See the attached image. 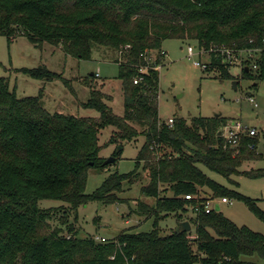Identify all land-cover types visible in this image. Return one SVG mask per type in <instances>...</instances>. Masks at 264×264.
I'll return each instance as SVG.
<instances>
[{
	"label": "trees",
	"instance_id": "1",
	"mask_svg": "<svg viewBox=\"0 0 264 264\" xmlns=\"http://www.w3.org/2000/svg\"><path fill=\"white\" fill-rule=\"evenodd\" d=\"M21 34L36 45H62L80 59H91L94 46L112 51L124 111L118 114L111 94L90 81L96 74L85 80L90 98L82 103L99 112L95 117L51 113L42 90L37 96L18 97L9 80L0 77V264H261L248 257L264 259V234L238 225L221 210L207 213L204 202L217 196L241 200L263 221L264 210L256 199L220 184L202 169L230 181L233 175L264 176V171L241 170L257 157L249 148L257 139L243 137L240 147L232 148L218 134L229 120L222 115L191 121L178 117L173 126L167 124L159 114L160 72L154 67L165 56V40L194 41L198 49L210 51L207 69L232 80L231 67L214 48L226 45L237 54L261 48L257 71L242 69L243 78L258 85L264 80V0H0V35L13 40ZM154 52L156 60L149 61L146 56ZM19 70L47 81L61 76L45 65ZM140 76L143 80L134 83ZM109 127L110 143L124 146L142 135L146 141L132 172L112 173L87 194L90 169L108 166L99 140ZM138 181L142 195L155 199L153 206L137 200L135 210L139 216L155 217L149 232L124 230L105 242L82 238L63 216L39 205L42 199H59L77 210L92 201L125 202L120 196L124 187ZM186 194L200 198V211L188 219L196 226V237L178 228L162 234L157 227L161 218L189 212L196 204ZM54 220L59 226L51 230Z\"/></svg>",
	"mask_w": 264,
	"mask_h": 264
},
{
	"label": "rangeland",
	"instance_id": "2",
	"mask_svg": "<svg viewBox=\"0 0 264 264\" xmlns=\"http://www.w3.org/2000/svg\"><path fill=\"white\" fill-rule=\"evenodd\" d=\"M189 45L195 46L194 41L167 39L162 44V50L167 52L161 62L159 114L163 120L183 117L191 121L196 117H212L216 114L239 120L244 125L258 130L256 158L247 161L241 167L244 172L264 171V80H258L253 85L249 79L243 78L241 65H233L229 69L235 79H220L217 70L204 69L195 62L208 64L209 54H199L195 48L194 55L189 56ZM105 48L94 46L91 59H80L68 55L62 45L45 42L36 45L27 35H18L9 40L0 35V77H6L11 89H15L18 97L37 96L42 90V101L51 113L60 112L76 116H99L94 109L85 108L82 103L90 98V87L85 83L91 73L99 74L90 79L99 89L110 93L114 99L112 107L118 114L124 111V92L122 81L118 78L119 64L114 60L115 54ZM158 53V52H157ZM154 52L153 55L157 56ZM117 56H121L117 53ZM45 65L51 71L61 76L53 81L33 78L19 69L37 68ZM238 81V89L233 88V81ZM254 97L259 106L249 101ZM112 127L102 131L99 144L100 156L108 159L118 153V160L108 164L104 169L93 168L88 172L86 193L92 194L112 173L126 174L136 167V157L146 141L144 135L136 142L124 143V146L110 143ZM116 153V155H117ZM203 171L220 184L241 192L257 200L258 206L264 210V176L248 177L233 175L232 181L222 175L212 172L202 166ZM142 170V169H141ZM144 172V171H142ZM142 176L147 180L146 173ZM145 182V181H144ZM143 183L136 182L131 187H124L120 196L125 202L104 204L92 201L74 210L66 202L59 199H42L40 207L51 209L52 213L63 216L70 226H73L78 237H105L113 240L124 230L132 232H149L154 227L155 217L137 215V200L155 205L154 198H146L141 193ZM208 194L211 190L205 188ZM169 196L172 195L168 192ZM222 199V196L214 197ZM229 203H222L220 210L225 216L238 225L248 226L252 230L264 234V221L241 200L229 198ZM193 217L189 212H172L158 221L157 227L162 234L175 231L180 222ZM60 218V217H57ZM52 229L58 228L59 221H51ZM196 226L191 224L189 236L194 239ZM213 234L214 232L211 231ZM67 234V229H64ZM248 260L264 264V259L258 255L248 257Z\"/></svg>",
	"mask_w": 264,
	"mask_h": 264
},
{
	"label": "built area",
	"instance_id": "3",
	"mask_svg": "<svg viewBox=\"0 0 264 264\" xmlns=\"http://www.w3.org/2000/svg\"><path fill=\"white\" fill-rule=\"evenodd\" d=\"M195 48H197V45L192 46L189 45L188 47V52L189 56L192 57L194 55ZM215 52L217 53L216 55H221L222 56V63L229 65L230 67L233 65H241V68L243 69L244 66H248L249 69H252L253 72H256L258 67V63L256 62L257 56L259 55V52L262 50L261 48H252V49H247V50H241L239 53H235L234 50L226 45H219L214 48ZM199 54H209L210 56V51H206L204 48L198 49ZM213 48L211 49V51ZM162 55H167V52L165 50L161 51ZM157 56H154L153 53H149V57L146 56V58L149 61H155ZM195 65L198 66H203L204 69H207L209 67V63H202V62H195ZM161 64L155 65V69L160 71ZM147 69L145 67L141 68V72H145ZM96 76H99V74H96ZM143 80V76L137 77L134 80V83H139ZM249 101L253 103L255 106H259L258 102L254 97H250ZM175 122L174 118H169L166 120V123L169 124L170 126H173ZM258 135V130L256 128H250L247 125H244L243 122L239 120H230L224 125L223 128V137L225 138L226 142L232 147V148H239L243 137H250L252 139H255ZM257 147V144L255 143H250L249 148L251 150H255ZM207 198V197H206ZM185 199L188 201H196V204L191 205L189 210L193 213V216H197L198 212L200 211L201 207L199 204V196L198 195H193V194H186ZM229 198L223 197L222 199L218 200L215 199L214 197H208L206 201L204 202V209L207 213L210 211L216 209L217 205H221L222 203H229ZM196 237V236H194ZM98 241L105 242L106 238L105 237H96Z\"/></svg>",
	"mask_w": 264,
	"mask_h": 264
},
{
	"label": "water",
	"instance_id": "4",
	"mask_svg": "<svg viewBox=\"0 0 264 264\" xmlns=\"http://www.w3.org/2000/svg\"><path fill=\"white\" fill-rule=\"evenodd\" d=\"M246 70L247 71L249 70V67L248 66H246ZM91 75H94V73H91ZM256 84H257L256 82H253V85H256ZM233 88L235 90L238 89V81H236V80L233 81ZM221 115L222 114H216L215 116H221ZM223 128H224V125H222L218 129V134L219 135H223ZM115 161H116V157L112 156V157L106 159L104 163L105 164H110V163H114ZM216 209L220 210V206L217 205L216 206ZM190 229H191V224H190L189 220H185V221L180 222L179 227H178V231L180 233L188 232V231H190Z\"/></svg>",
	"mask_w": 264,
	"mask_h": 264
}]
</instances>
